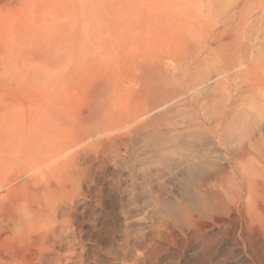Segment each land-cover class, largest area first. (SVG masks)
Listing matches in <instances>:
<instances>
[{"label": "rangeland", "instance_id": "obj_1", "mask_svg": "<svg viewBox=\"0 0 264 264\" xmlns=\"http://www.w3.org/2000/svg\"><path fill=\"white\" fill-rule=\"evenodd\" d=\"M157 1V43L150 51L134 43L110 47L115 78L131 58L129 53L136 57L144 48L145 55L149 53L141 59L149 69L147 78L133 77L131 86L120 88L117 97L114 77L110 75V82L100 79L90 58L83 61L86 70L80 69L83 62L74 50L58 47L41 32L45 7L34 0H0V107L21 91L26 90L24 98L29 92L32 97L31 83L22 81L20 87L16 75H32L38 83L46 78V84L50 79L51 84L62 83L45 92L51 101L41 100L51 106V120L59 131L49 135L53 147L74 158L71 175L78 177V186L62 193L60 203L68 202L66 209L73 202L76 212L73 219L59 210V223L54 224L58 231L48 232L46 264H264V187H257L259 199L250 207L227 205L224 213L214 217L201 218L189 200L198 182L211 180L220 171L228 175L230 158L240 150L235 141L241 130L244 135L246 129L248 135L253 133L255 157L264 166V0H193L188 28L180 35L173 34L172 28L170 37L165 34V5ZM45 41L55 49L45 47ZM3 42L11 44L9 54L18 62L7 58L2 63L8 56ZM167 57L177 58L184 67L189 64L191 74L186 80L183 75L173 78L172 68H168L170 76L159 75L163 65L157 69V64L171 63ZM42 65L48 72L44 79ZM13 66L17 67L13 70ZM149 76L154 90L148 102L137 101L132 93L137 84L143 88ZM106 95L118 107L109 114ZM152 103L150 117L139 119V112L143 114ZM134 106L133 121L110 126L121 120L120 108H127L124 116H129ZM194 113L212 118L207 129L196 127L201 119ZM215 119L222 125L212 134ZM169 140L181 144L178 154L198 155V160L187 168L175 148L166 149L164 159L157 160V145H167ZM178 208L191 213L175 215ZM27 252L30 258L35 249L29 247Z\"/></svg>", "mask_w": 264, "mask_h": 264}, {"label": "bare ground", "instance_id": "obj_2", "mask_svg": "<svg viewBox=\"0 0 264 264\" xmlns=\"http://www.w3.org/2000/svg\"><path fill=\"white\" fill-rule=\"evenodd\" d=\"M160 1L165 5L163 11L169 16H165L163 13V19H166L165 27H167L166 32L163 31L168 37L171 35L172 28L175 30L173 34H182L183 30L188 28V23L193 18V0ZM34 3L45 7L41 10L44 13L43 16L41 15L43 26L40 29L41 32L49 36L50 40L55 41L58 47L62 46L68 49V52L74 50L79 55V63L86 62L85 60L90 58V62L92 63L91 67L93 68L92 71L98 67L97 75L105 81L110 82V75L112 78H115L117 75L115 74L114 76V65L109 63L110 57L114 56L111 53L113 52L112 48H110L111 45H119L118 43L125 45L131 43L135 45L141 44L148 51L151 46L157 43V21L154 23V19L157 18V0H34ZM43 39H41L42 43ZM38 43L40 42L38 41ZM34 44L37 45L36 42ZM45 44L46 41L44 42ZM9 45L11 44L6 43L3 45L4 51H6L7 46L8 54V56L4 57L5 60H1L2 63L3 61L5 62L3 64H6L7 58L16 60L12 54H9L10 50H12ZM40 45L42 44L40 43ZM45 47L47 46L45 45ZM52 48L50 47L49 49L51 50ZM145 48L140 53H136L138 54L136 57L129 53L131 58L127 59L125 65L121 67L122 73L115 78L117 80L115 85L117 89L114 90L115 96H119L120 93L118 94V92L120 88H125L127 84L131 86L133 77L141 78L144 74L147 78L145 71L149 69L145 67V64L141 63V59L145 60V56L149 55V53L145 55ZM102 50H105V55ZM18 55L15 54V57L19 59L20 56ZM167 58L171 59V63H167L168 61H160L157 64V69L160 65H163V67L159 68L160 71L158 70L161 73L159 75L170 76L169 71L172 68L174 70L173 78L174 76L179 77V75H183L186 80L187 76L191 74V70L188 68L189 64L184 67L177 58ZM69 60L72 61L73 58H69ZM69 60L67 58L66 61ZM16 62L18 61L16 60ZM84 62L81 64L85 65ZM12 64H9V67ZM44 66H46L45 63ZM49 66L51 65L49 64ZM65 66L66 63L60 69H64L63 67ZM14 67L12 68L13 70L16 68ZM43 67L40 70L45 75L48 73L46 71L47 66ZM82 67L80 69L86 70L85 66V68L83 67L84 69ZM105 69L107 71L106 73L104 72ZM155 69L156 67L152 70ZM42 70H45V72ZM55 70L54 72H58V70ZM18 71L20 70L17 69L16 73ZM218 72L220 73V69ZM21 75L18 77L16 75L18 85L23 87V84L28 81L31 83V87L29 88L32 90V97H39L32 104L34 99L31 97L30 92L28 93L29 96L27 95L28 99L24 98L26 93L24 89L25 91L19 92L16 96H12V102H2L3 104L0 107V264H46V251H49V246H47L49 244L47 243L48 232L55 230L56 235L58 228L54 224L59 223V210L64 215H69L73 219L75 218L76 209L74 203L71 202L69 207L65 209V205L68 202L60 203V200L62 199V193L69 191L68 188H71L70 191L76 188L78 177L75 178L74 175H71L74 169V158L69 157L68 154L70 153H60L53 147L55 143L49 135L59 131L55 128L56 122L53 123L51 120V115H53L51 106L47 104L43 105L45 99H43V102L41 100L42 98H46L48 102L50 97L48 98L45 92L50 89H55L62 83L55 81V78L58 76L54 77V74L53 79L55 80L53 81L57 85L55 83L51 84L52 79H50V83L48 82L49 84H46L45 80H48V78L44 79L46 75H43L42 78L45 84H43V81V83L36 82V79L31 78L32 75ZM26 76L28 77L26 78ZM35 76L38 77L37 75ZM50 76L51 74L48 75V77ZM88 78L89 76H87L86 80ZM149 78L150 80L147 79V83L145 82L143 84V88L137 84V88L133 91L132 94L137 101H143V103L144 101L148 102L149 95L154 90L151 80L152 77L149 76ZM63 80L65 81V79ZM59 82L63 81L60 80ZM191 84L195 86L197 85V81L195 84L193 82ZM190 93L191 91L186 94L188 95ZM108 97L106 95L105 102L106 110L109 114L113 112L112 110H115L114 108L118 109V107L113 101L114 98L112 96L110 98ZM134 108L135 106L129 116H124L127 108H120L119 115H121V120L118 118V122H114L110 126L121 127L126 119L133 121L135 117L130 118V116L135 114ZM147 109L146 106L143 114L142 111L139 112V119L145 116L147 118L148 114L151 115L154 109L153 103L149 108L151 111ZM194 115L196 117L200 116L195 113ZM200 119L201 122H196V127L203 125L207 129L208 123H210L209 119L211 120L212 118L201 115ZM212 123L214 126L210 124L211 132L222 125L220 120L216 119ZM57 127L59 128L58 125ZM241 131L237 133L235 141V144L240 147V150L236 151L235 155L230 158L231 169L228 175H225L224 171H220V173L217 172L215 174L213 179L198 182L189 196V200L193 204V210L201 218L218 216L226 211L227 205L231 204L238 205L241 203L240 207L243 206L242 208H246V206L256 201L257 189L264 187V166L255 157L258 155V152L255 147L256 143H253L251 139V134L253 133L248 135L249 131L246 129L248 134L244 135V132L242 133ZM212 134L215 133L212 132ZM246 138L248 141L245 140ZM165 142L167 145H163L161 142L157 145V160L164 159L163 153L166 149L175 148L176 154L179 153L177 149H181L179 141L177 143L171 140ZM220 144L223 146L226 145L222 142ZM125 145L127 144L125 143ZM231 148L233 147L231 146ZM182 154V156L180 154L178 155L181 157L182 162L184 161L185 164H188L187 168L193 165L199 158L198 155H192L190 153ZM258 192L260 191L258 190ZM189 213L191 212L186 208H178L175 211V215L178 216L183 214L189 215ZM12 246L15 250L16 248L21 249V252L17 250L14 252L9 251V248ZM29 247L35 249V252L30 258L27 252V248Z\"/></svg>", "mask_w": 264, "mask_h": 264}]
</instances>
